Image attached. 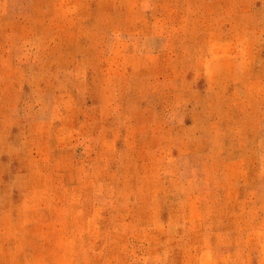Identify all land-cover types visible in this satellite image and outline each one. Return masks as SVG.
<instances>
[{"label": "rangeland", "instance_id": "374dc122", "mask_svg": "<svg viewBox=\"0 0 264 264\" xmlns=\"http://www.w3.org/2000/svg\"><path fill=\"white\" fill-rule=\"evenodd\" d=\"M0 264H264V0H0Z\"/></svg>", "mask_w": 264, "mask_h": 264}]
</instances>
